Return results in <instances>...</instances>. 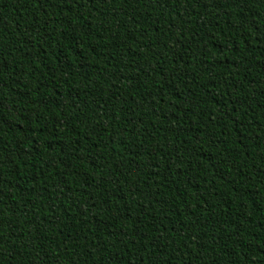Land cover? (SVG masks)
Segmentation results:
<instances>
[{
	"label": "trees",
	"instance_id": "16d2710c",
	"mask_svg": "<svg viewBox=\"0 0 264 264\" xmlns=\"http://www.w3.org/2000/svg\"><path fill=\"white\" fill-rule=\"evenodd\" d=\"M0 264H264V0H0Z\"/></svg>",
	"mask_w": 264,
	"mask_h": 264
}]
</instances>
